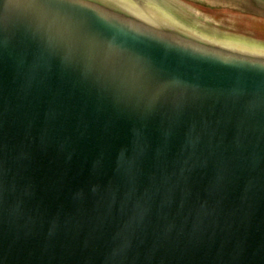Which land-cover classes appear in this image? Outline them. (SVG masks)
Here are the masks:
<instances>
[{"label":"water","instance_id":"water-1","mask_svg":"<svg viewBox=\"0 0 264 264\" xmlns=\"http://www.w3.org/2000/svg\"><path fill=\"white\" fill-rule=\"evenodd\" d=\"M0 264H264V42L0 0Z\"/></svg>","mask_w":264,"mask_h":264},{"label":"crops","instance_id":"crops-1","mask_svg":"<svg viewBox=\"0 0 264 264\" xmlns=\"http://www.w3.org/2000/svg\"><path fill=\"white\" fill-rule=\"evenodd\" d=\"M185 2V1H183ZM186 4H188L186 2ZM255 4V3H254ZM257 6H262V9L264 10V4L256 3ZM191 5V4H190ZM192 6V5H191ZM195 6V5H193ZM193 8V7H191ZM198 8V7H197ZM197 13L202 16H197V14H194L197 16L198 23L208 27V25H205L206 22L213 24L214 26L211 27V29L238 37L246 38L247 36H254L257 38L263 39V37L259 36L255 32L257 30H263L264 29V17L256 16L252 14H245L241 11L236 10H220V11H213V12H206L202 11L201 8L197 9ZM187 15L192 13L190 12V9L187 8V11H184ZM205 21L203 23V21ZM264 40V39H263Z\"/></svg>","mask_w":264,"mask_h":264},{"label":"rangeland","instance_id":"rangeland-1","mask_svg":"<svg viewBox=\"0 0 264 264\" xmlns=\"http://www.w3.org/2000/svg\"><path fill=\"white\" fill-rule=\"evenodd\" d=\"M176 2L179 6L182 5L185 8H189L192 12H194L193 14H197V16H202L201 14L199 15L197 13L198 11L197 9L201 8L202 11H206V12H213L220 10H236V11H241L245 14H252V15L264 17V10L262 9V6H257L256 4V3L264 4V0H176ZM186 2L188 4H186ZM193 14L190 13L189 17L195 22L199 21L197 19L198 17ZM204 22L205 21H203V23ZM205 25H208L209 28L214 26L213 24L208 22H206ZM209 25H211V27ZM261 37L264 38V35H262Z\"/></svg>","mask_w":264,"mask_h":264},{"label":"bare ground","instance_id":"bare-ground-1","mask_svg":"<svg viewBox=\"0 0 264 264\" xmlns=\"http://www.w3.org/2000/svg\"><path fill=\"white\" fill-rule=\"evenodd\" d=\"M169 3H171L174 7H176V8H178V9H180V10H184V11H187V8H185V7H183L182 5H178L177 4V2H176V0H167ZM190 12H191V10H190ZM192 13H194V12H192ZM194 15V14H193ZM256 34H258L259 36H262V35H264V30H257L256 32H255ZM247 39H250V40H253V41H255V42H264V38L263 39H261V38H257V37H254V36H250V37H246Z\"/></svg>","mask_w":264,"mask_h":264}]
</instances>
